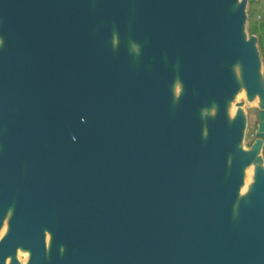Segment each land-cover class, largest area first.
Instances as JSON below:
<instances>
[{
    "label": "water",
    "instance_id": "water-1",
    "mask_svg": "<svg viewBox=\"0 0 264 264\" xmlns=\"http://www.w3.org/2000/svg\"><path fill=\"white\" fill-rule=\"evenodd\" d=\"M250 2L0 0V264H264Z\"/></svg>",
    "mask_w": 264,
    "mask_h": 264
},
{
    "label": "rangeland",
    "instance_id": "rangeland-1",
    "mask_svg": "<svg viewBox=\"0 0 264 264\" xmlns=\"http://www.w3.org/2000/svg\"><path fill=\"white\" fill-rule=\"evenodd\" d=\"M263 10H264V0H261V1L260 0H251V2H250V20L248 21V26H247L249 34L254 33L253 32L254 28L256 29L259 27L261 30H264V22H262V21L260 22L258 20L259 14H261V13L263 14V12H262ZM256 26H258V27H256ZM261 49H262V46H261ZM262 58H263L262 72L264 75V56ZM242 100H245V93H241L238 96V101H242ZM245 109H246V112L248 115V128H247V135L245 138V145H246V147H250V145L252 144V142L254 140L257 122H258V118L256 115V111L258 110L257 103L256 102H253V103L246 102ZM262 154L264 157V149H263ZM249 171H250V173H249ZM247 173H249V174H247V176H246V181H247V179H249L247 183H250L252 181V177H253V167L252 168L250 167L249 170L247 171ZM19 257L23 261L27 258V256L24 253H20Z\"/></svg>",
    "mask_w": 264,
    "mask_h": 264
},
{
    "label": "flooded vegetation",
    "instance_id": "flooded-vegetation-1",
    "mask_svg": "<svg viewBox=\"0 0 264 264\" xmlns=\"http://www.w3.org/2000/svg\"><path fill=\"white\" fill-rule=\"evenodd\" d=\"M262 12H263V14L262 13L259 14V18H258V20L260 22L261 21L264 22V10ZM256 27H258V26H256ZM253 32L259 36V46H260L261 55L263 57L264 56V51H263L264 50V45H263L264 44V30H261L258 27L256 29L254 28ZM261 46H262L263 50L261 49ZM258 112H259V109L256 111V115H257V118H258L257 127H258V124H259V114H258ZM257 127H256V132H257ZM256 132H255L254 140L256 138Z\"/></svg>",
    "mask_w": 264,
    "mask_h": 264
},
{
    "label": "bare ground",
    "instance_id": "bare-ground-1",
    "mask_svg": "<svg viewBox=\"0 0 264 264\" xmlns=\"http://www.w3.org/2000/svg\"><path fill=\"white\" fill-rule=\"evenodd\" d=\"M249 173H250V171H249ZM249 173H248V174H249ZM248 180H249V179H248ZM248 180H247V182H248ZM247 182H246V183H247ZM245 190H246V187H244L243 191H245Z\"/></svg>",
    "mask_w": 264,
    "mask_h": 264
},
{
    "label": "built area",
    "instance_id": "built-area-1",
    "mask_svg": "<svg viewBox=\"0 0 264 264\" xmlns=\"http://www.w3.org/2000/svg\"><path fill=\"white\" fill-rule=\"evenodd\" d=\"M259 18V17H258Z\"/></svg>",
    "mask_w": 264,
    "mask_h": 264
}]
</instances>
